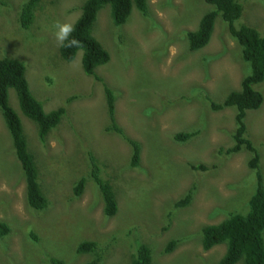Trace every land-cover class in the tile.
I'll list each match as a JSON object with an SVG mask.
<instances>
[{
    "label": "rangeland",
    "instance_id": "374dc122",
    "mask_svg": "<svg viewBox=\"0 0 264 264\" xmlns=\"http://www.w3.org/2000/svg\"><path fill=\"white\" fill-rule=\"evenodd\" d=\"M25 1L0 0V59L22 62L44 111L63 108L64 114L41 143L35 123L19 110L14 91L8 92L48 206L29 208L24 174L0 115V223L10 229L0 237V264H88L94 255L76 252L85 241L97 244L100 264H129L140 245L149 248L151 264H217L226 246L204 251L202 228L246 213L256 178L248 168L249 151L227 154L234 147L235 109L212 111L209 103L238 91L250 70L226 24L218 16L210 43L191 52L186 33L211 9L203 0H146L147 16L133 9L119 27L105 6L92 34L110 60L95 70L96 78L83 73L80 51L70 63L60 58L54 35L56 22L75 23L85 0H43L24 30L19 14ZM238 2L243 10L234 26L264 36V0ZM105 88L114 97L121 135L111 129ZM254 89L263 103L247 112L246 137L258 152L264 182V81ZM178 133L193 135L181 143L174 139ZM129 140L140 146L137 167L130 165ZM91 159L115 192L118 211L112 218L104 216L89 178ZM81 178L85 188L75 196ZM191 189L190 203L177 207ZM171 241L176 247L165 253Z\"/></svg>",
    "mask_w": 264,
    "mask_h": 264
},
{
    "label": "trees",
    "instance_id": "16d2710c",
    "mask_svg": "<svg viewBox=\"0 0 264 264\" xmlns=\"http://www.w3.org/2000/svg\"><path fill=\"white\" fill-rule=\"evenodd\" d=\"M43 0H26L19 14V24L22 29H29L33 24L35 11ZM211 8L203 14L196 30L186 33L188 49L191 52L205 48L211 41L216 19L219 16L226 24L228 33L240 47L241 59L250 67L249 74L245 76L238 91L230 92L221 103L210 101L212 111L235 109V131L233 134L234 147L229 153L240 152L245 149L251 153L248 168L255 172V188L247 201V212L231 213L223 221L207 225L202 228L201 246L204 251L224 244L225 253L217 264H264V182L258 166L259 155L251 141L246 137L245 117L248 111L258 110L263 103V96L254 89V86L264 81V36L248 26H234L242 15V6L238 0H203ZM105 6L110 9V17L114 26L124 25L132 10L135 9L143 16L148 14L146 0H85L81 6L80 17L73 24L75 31L72 33L81 42V47H59L60 58L72 62L76 54L81 52V68L89 77H96L95 70L107 64L110 60L109 53L94 38L93 26L97 15ZM71 39V37L69 38ZM67 45V41H65ZM97 78V77H96ZM13 90L21 113L35 123L39 142H45L48 134L59 123L64 114L63 108L45 112L41 102L31 93L25 77V67L20 61L14 59H0V115L9 132L14 154L22 168L25 181L26 202L33 211H42L48 206V201L41 191L38 180V170L33 154L29 151L27 140L23 132L22 123L16 112L9 104L8 92ZM106 104L112 130L122 134L114 120V97L112 92L105 88ZM193 134L178 133L174 139L184 143ZM132 156L130 165L137 167L140 161V146L135 141H128ZM192 170H204V166L190 165ZM89 178L95 183L103 203V214L112 218L117 214L118 204L116 195L110 182L101 178V171L94 159L90 162ZM86 180L81 178L74 185V195L80 196L85 188ZM193 189L180 199L177 207L187 206L192 198ZM10 229L0 223V237L9 234ZM176 242L171 241L164 249L170 253L176 247ZM95 242H82L78 245V254H93V259L88 264H100ZM151 252L144 245L137 247L136 254L130 259L129 264H151ZM52 264H61L52 260Z\"/></svg>",
    "mask_w": 264,
    "mask_h": 264
},
{
    "label": "clouds",
    "instance_id": "9594fccd",
    "mask_svg": "<svg viewBox=\"0 0 264 264\" xmlns=\"http://www.w3.org/2000/svg\"><path fill=\"white\" fill-rule=\"evenodd\" d=\"M54 28V35L58 45L77 48L81 47V42L72 36V33L75 31V27L72 23L58 21L54 24ZM70 37L71 39H69ZM65 41H67V45H65Z\"/></svg>",
    "mask_w": 264,
    "mask_h": 264
}]
</instances>
